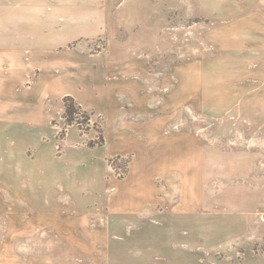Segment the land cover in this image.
<instances>
[{"label": "rangeland", "instance_id": "374dc122", "mask_svg": "<svg viewBox=\"0 0 264 264\" xmlns=\"http://www.w3.org/2000/svg\"><path fill=\"white\" fill-rule=\"evenodd\" d=\"M68 1L75 11L58 16L57 25L89 37L73 39L62 49L104 52L110 61L119 41L131 35L129 23L121 25L135 10L134 1ZM137 1L142 9L150 4ZM152 2L168 9V52L153 62H161L159 71L172 73L168 78L163 73L160 83L154 80L155 115L169 122L161 135L184 136L194 154L185 153L181 174L158 170L157 201L149 213L122 216L121 227L108 236L74 226L34 231L31 225L16 235L20 239H0V264H264V0ZM38 5L0 0L1 56L20 54V9L31 11L24 15L23 29L32 37L28 25L35 27L32 11ZM59 7L65 8L56 2L50 14L46 7L41 18L57 14ZM138 27L139 37L150 42V31ZM80 75L63 70L53 89H79ZM88 101L100 108L95 99ZM50 103L57 115L50 124L45 102L35 98L39 115L33 125H0V154L9 163L20 161L16 177L11 170L0 175V203L20 200L22 212L30 213L25 219L51 215L74 224L95 223L98 199L109 203L116 194V205L123 206L126 200L120 197L130 196L124 189L135 182L128 176L133 155L111 158L108 166L105 159L131 148V136L115 127L105 133V118L82 106L89 118L82 128L88 133L74 125L68 134L72 126H66L65 108L53 98ZM91 132L96 140H89ZM101 132L107 146L105 139V147L90 148ZM1 228L0 220V237L10 232Z\"/></svg>", "mask_w": 264, "mask_h": 264}, {"label": "crops", "instance_id": "0c3cea01", "mask_svg": "<svg viewBox=\"0 0 264 264\" xmlns=\"http://www.w3.org/2000/svg\"><path fill=\"white\" fill-rule=\"evenodd\" d=\"M131 1H134L135 10L130 14L129 20L121 25L123 27L128 22L131 35L127 40L117 42V55L111 56L109 61L103 58L104 52L90 54L84 48L78 50V47L62 49V46L67 45L73 39L89 37L82 33L71 35L68 30L57 25L58 18H64L67 13L75 11L72 4L66 6L72 1L20 0V2H30L32 7H35L36 3L39 5L32 11L36 17L33 24L35 27L28 25L29 28H32L30 31L32 37L25 34L26 29H23L26 24L24 15L31 11L20 9V54L17 53L16 57H10L9 54L0 55V125H8L12 122H20L21 126L33 125L36 122L35 118L39 115L38 109L33 105L35 98L39 102H45L47 113L45 120H48L50 124L57 116L51 111V99H55L57 104L59 102V106L61 105V110H63L65 106L60 101L66 96H72L82 108L93 110L105 118V133L108 127L118 128L123 131L122 135H125L126 130L128 131L131 136L129 138L131 148L106 157L105 163L108 166L107 162L111 158L133 155L132 170L128 176H134L135 182L124 189V192H128L130 196L120 197L122 200H126V205H116L115 200L118 198L116 194L114 198H109V203L98 199L99 205L96 206H99L100 215L96 214L95 223L80 220L74 224L72 220H61L51 215L44 217L32 215L25 219L24 216L30 215V213L22 212L25 207L20 206V200L1 202V230L4 228L10 232H6L0 239H20L16 235H20V230L23 228L30 229L31 225L34 231L51 227L68 230L74 226L83 230L82 233L94 234L99 230L108 236L111 229L121 227L120 218L122 216L141 217L144 213L153 210V203L157 201L155 175L158 170L166 167L171 174H181V170L183 172L184 168L179 163H184L185 153L194 154L195 149L187 150L186 144L189 145V143H186L187 140L184 136L161 135L163 130L168 129L169 122L158 119L155 115L154 91L157 84L154 82L158 80L160 83L164 78L172 75V73L158 70L161 62H153L158 54L168 52V38L164 34L168 27V9L155 5L152 0H148L149 6L142 9L137 5V0ZM56 2H60L66 7H59L60 12L50 15L48 19H42L41 15L46 11V7H48V11H52L56 7ZM120 6L121 4L118 5V8ZM139 25L147 28L152 34L150 42L146 43L139 37ZM3 32H5V28ZM27 43L29 45H26ZM31 48H33L32 51ZM106 54H110V52L107 51ZM154 63H156V67L153 66ZM63 70L68 71L71 76L78 70L81 71L82 76L80 75L78 79V87L81 84L82 87L69 91H58V88L54 90L55 84H58L57 78ZM163 73L164 78L161 77ZM52 91L54 93H51ZM89 99H95L100 108L89 103ZM47 102H49L48 105ZM126 104L131 106V110ZM123 106L126 111L123 110ZM124 112L127 115H124ZM130 116L134 118L138 116L142 120L130 122ZM154 116L155 120H153ZM72 129H75V126L68 129V134ZM89 136V140H96L92 132ZM105 139V146H107V136ZM190 139L188 140L191 141ZM4 154V152L0 154V175L8 174L11 170V173L16 177L17 174H20V161H17L18 164L9 163V160L4 158ZM85 167L83 166V168ZM133 168L135 170L139 168V171H133ZM3 169L5 171H2ZM92 238L94 237L92 236ZM85 239L89 238L85 237Z\"/></svg>", "mask_w": 264, "mask_h": 264}, {"label": "trees", "instance_id": "16d2710c", "mask_svg": "<svg viewBox=\"0 0 264 264\" xmlns=\"http://www.w3.org/2000/svg\"><path fill=\"white\" fill-rule=\"evenodd\" d=\"M64 106H65V112L63 118L66 122V126L77 125L83 134L88 133V129L82 128V125H84L89 120V118L88 116L86 117L84 115L81 106L77 104L76 100L72 96H66L64 98ZM82 116L84 117V122H79ZM104 144H105V139L103 137V132H101L100 141L99 142L91 141L89 142L88 146L90 148H95V147H103Z\"/></svg>", "mask_w": 264, "mask_h": 264}]
</instances>
